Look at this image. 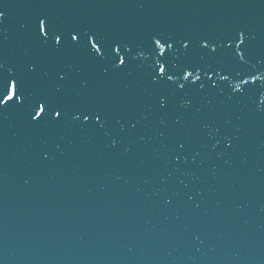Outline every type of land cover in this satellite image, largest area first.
Segmentation results:
<instances>
[{"label":"water","instance_id":"95a60500","mask_svg":"<svg viewBox=\"0 0 264 264\" xmlns=\"http://www.w3.org/2000/svg\"><path fill=\"white\" fill-rule=\"evenodd\" d=\"M0 11L4 70L35 63L34 86L49 90L66 73V106L90 115L34 128L0 114V264H264V79L253 82L264 0H0ZM37 15L138 58L117 70L87 41L55 51ZM156 39L173 44L174 72L199 74L195 88L190 77L180 89L182 75L153 83ZM213 72L228 75L215 89Z\"/></svg>","mask_w":264,"mask_h":264},{"label":"snow or ice","instance_id":"6c2138e0","mask_svg":"<svg viewBox=\"0 0 264 264\" xmlns=\"http://www.w3.org/2000/svg\"><path fill=\"white\" fill-rule=\"evenodd\" d=\"M5 15L0 11V18ZM36 25L37 36L53 50L60 51L61 49H76L83 43L87 48V43L91 44L90 54L94 59H103L111 63L113 68L117 70L127 69L129 65L135 61L138 56L136 50L132 48L125 49L123 46L117 44L113 47L111 44L105 45L101 42V38L95 33H85L81 36V33L76 29L70 31H64L58 28L48 17L37 15L34 21ZM47 28V31H46ZM87 41V43H84ZM245 43L243 33L240 35L239 42L236 44V55L240 60L245 59V52L241 50L240 46ZM99 45V46H98ZM166 45V48H165ZM231 47V45H228ZM185 50L188 49V44L183 43ZM204 49L208 48V44L205 43L202 46ZM159 49L157 52L156 49ZM173 48V44L168 40H165L163 44L159 39L155 40V47L152 49V55L155 57V62L151 66L150 77L153 83L167 84L180 80V75L183 77V83H179L180 89H185L188 86L189 78L191 77L190 85L195 88L198 81H200L199 74L193 76L192 72L183 71L177 74L173 71L176 67L168 59V53ZM179 51V50H177ZM216 49L212 48V52L215 53ZM167 53V55H166ZM142 55V53H141ZM167 66V67H166ZM25 73H19L14 71L4 70V64L0 62V114L9 110H14L22 114L29 125L34 128L41 126L57 127L62 124L66 118H71L74 122H80L81 118L84 122L90 120L88 111H82L80 109H74L69 111L65 102L66 87H68V76L66 73H55L56 84L51 85V90L47 87L49 82L45 81V86L37 88L32 82V77L36 76L39 72V66L32 63L31 66L25 65ZM131 75V73H129ZM176 76V81L173 80ZM213 76L218 80L227 81L228 75L220 72H213V75L207 77L208 84L211 88L217 87V82L213 80ZM257 78L264 79V75L261 77L253 76V82ZM241 83L247 84V80L241 79ZM204 85L201 84L202 88ZM81 89L87 87V81L79 83ZM233 91L239 92L238 86H233ZM157 107L160 110L167 108V96L163 93L156 97ZM96 122L102 123L103 115L97 111L94 113ZM135 127V125H132ZM183 147V145H181Z\"/></svg>","mask_w":264,"mask_h":264}]
</instances>
